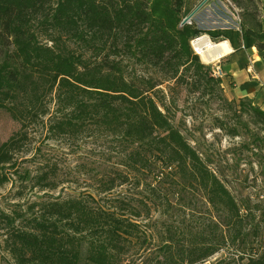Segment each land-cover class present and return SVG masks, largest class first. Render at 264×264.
Returning a JSON list of instances; mask_svg holds the SVG:
<instances>
[{"label": "trees", "instance_id": "16d2710c", "mask_svg": "<svg viewBox=\"0 0 264 264\" xmlns=\"http://www.w3.org/2000/svg\"><path fill=\"white\" fill-rule=\"evenodd\" d=\"M227 1L241 11L245 47L264 52L262 0ZM190 11L186 0H0V107L21 124L0 145V186L8 181L5 166L23 146L31 119L46 114V109L37 106L41 97L56 86L61 97L62 87L71 85L73 91L66 97L75 105L63 119H56L52 132L76 133L90 124L105 127L126 143V166L170 169L168 175L179 176L175 187H197L204 195L209 207L207 224L191 230L182 242L177 227L168 225L163 264H200L228 241L240 239L251 209L235 199L173 124L166 104L156 100V89L165 83L169 91L186 85L203 96L223 83L194 53L190 37L224 35L233 43V32L205 31L193 24L178 28ZM71 42L94 46L95 62L72 50ZM123 55L158 75L128 77L120 59ZM245 99L241 107L248 104L264 131V110L252 98ZM130 177L119 173L122 184ZM115 180L103 181L105 190H111ZM148 188L155 201L163 199L156 187ZM165 203L171 202L167 198ZM42 209L40 216L27 219L25 225H16V218L2 212L14 264H115L122 253L118 241L122 227H135L131 220L93 206L84 197L49 201ZM130 214L140 216V212ZM238 261L264 264V250L241 254Z\"/></svg>", "mask_w": 264, "mask_h": 264}, {"label": "rangeland", "instance_id": "374dc122", "mask_svg": "<svg viewBox=\"0 0 264 264\" xmlns=\"http://www.w3.org/2000/svg\"><path fill=\"white\" fill-rule=\"evenodd\" d=\"M194 1L186 0V5L192 9L190 13ZM205 6L196 13L198 15L194 16L191 24L205 31L231 29L233 45L238 50L231 58L226 56L220 61L205 63L193 47L195 38L190 37L192 49L203 64L212 68L217 62L222 68L224 76L220 89L203 96L186 85L169 91L168 83H165L156 89V100L160 105L162 101L166 104L165 112L173 124L220 177L235 199L251 209L243 222L242 237L236 242L228 241L223 249L200 264H240L239 255L264 250V131L262 125L256 123L248 104L245 108L241 107L242 100L258 90L250 98L254 105L264 110V52L253 47L262 61L253 63L248 59L252 51H244L246 40L238 8L227 0H209ZM209 11L219 17L218 24H213L214 18L208 17ZM260 19L264 35V0L260 2ZM182 21L178 28L183 27ZM209 37L215 42L227 39L224 35ZM69 44L72 50L95 62L97 52L94 46L78 42ZM120 59L124 60L122 67L128 77L158 75L156 70L135 65L125 56ZM249 65L253 66V72L247 70ZM232 70L235 72L236 89L235 81L228 73ZM257 74H260V80L254 79ZM259 84L262 85L260 89ZM56 88L47 95L43 93L37 106L46 109V114L31 119L23 146L4 169L8 181L0 186V264H14L6 241L8 223L2 212L16 218V225H25L27 219L43 213L42 206L47 202L70 197H84L91 205L105 207L118 217L133 222L135 227H122L126 232L123 229L120 231L118 241L122 253H119L115 264H163L168 245L165 241L168 225L177 227L178 239L182 242L191 230L195 232L207 224L209 207L204 195L197 187L181 190L175 187L179 176L174 172L168 175L170 169L158 171L153 167L140 169L126 166V143L105 127L90 124L76 133L52 132L50 127L54 126L56 119H63L64 113L67 114L70 106L75 105L72 99L66 97L73 91L71 85L68 89L62 87L61 97ZM92 91L96 93L98 90ZM20 128L21 124L11 113L0 107V145ZM119 173H128L130 180L122 184ZM41 176H47V179L42 180ZM114 179L113 188L105 190L103 181ZM149 185L161 192L162 200L152 198ZM167 198L170 204L165 203ZM183 205L189 209L183 210ZM130 212H140V216H133ZM183 233L186 235L183 236ZM181 244L177 246L179 249Z\"/></svg>", "mask_w": 264, "mask_h": 264}, {"label": "bare ground", "instance_id": "6f19581e", "mask_svg": "<svg viewBox=\"0 0 264 264\" xmlns=\"http://www.w3.org/2000/svg\"><path fill=\"white\" fill-rule=\"evenodd\" d=\"M193 45L205 63H212L218 61L229 54L233 50L227 39L218 42L213 41L207 34H202L193 40Z\"/></svg>", "mask_w": 264, "mask_h": 264}, {"label": "crops", "instance_id": "0c3cea01", "mask_svg": "<svg viewBox=\"0 0 264 264\" xmlns=\"http://www.w3.org/2000/svg\"><path fill=\"white\" fill-rule=\"evenodd\" d=\"M202 0H195L194 2V4H193V9L201 2ZM207 4H209V0L207 1V3L205 4V5H207ZM204 5V6H205ZM206 7V6H205ZM191 9V8H190ZM202 9H204V8H202ZM192 10V9H191ZM199 11H201V10H199ZM198 11V12H199ZM208 14V17H210V18H214V20H213V24H218L219 23V17L217 16V15H215V13L213 14V11L211 12V11H209V12H207ZM198 14H196L195 16H197ZM228 40V42L230 43V45H232L233 46V52L231 53V54H229L228 56H230V58L231 57H233L234 55H236L237 53H238V50L236 49V48H234L235 47V45H233V43H231V41L229 40V39H227ZM244 47V51L245 52H247L248 50H250V51H252V54H250V55H248V59H250V60H252L253 61V63H259L260 61H262V59H264V58H262V57H260L259 56V54H256V52L253 50V48H246L245 46H243ZM262 58V59H261ZM259 59V60H258ZM264 62V61H263ZM232 77H233V80L235 81V89L237 88V83H236V80H235V72L232 70V73H230V72H228ZM246 76L248 77V75L246 74ZM260 78H261V76H260V74H257V75H255V80H260ZM262 85L261 84H259V89H260V87H261ZM258 90H256L254 93H251V95H248L249 97H252V96H254L255 94H256V92H257Z\"/></svg>", "mask_w": 264, "mask_h": 264}, {"label": "water", "instance_id": "95a60500", "mask_svg": "<svg viewBox=\"0 0 264 264\" xmlns=\"http://www.w3.org/2000/svg\"><path fill=\"white\" fill-rule=\"evenodd\" d=\"M208 0H202L191 13L184 17L181 25L184 26L187 23H191L196 13L207 3Z\"/></svg>", "mask_w": 264, "mask_h": 264}, {"label": "built area", "instance_id": "2783aa9c", "mask_svg": "<svg viewBox=\"0 0 264 264\" xmlns=\"http://www.w3.org/2000/svg\"><path fill=\"white\" fill-rule=\"evenodd\" d=\"M191 23H192V22H191ZM191 23H190V24H191ZM198 37H199V36H198ZM196 38H197V37H196ZM196 38H195V39H196ZM192 44H193V41H192ZM193 47H194V45H193ZM194 49H195V47H194ZM195 51H196V49H195ZM196 53L198 54L197 51H196ZM219 61H220V60H219ZM252 67H253L252 65H249V66L247 67V70H248L249 72H253ZM211 70L213 71V75H214L216 78H222V77L224 76L223 70H222V68L217 64V62L213 64Z\"/></svg>", "mask_w": 264, "mask_h": 264}]
</instances>
